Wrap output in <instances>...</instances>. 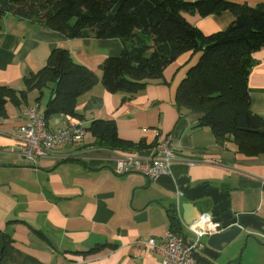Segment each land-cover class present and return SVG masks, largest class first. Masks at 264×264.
I'll return each mask as SVG.
<instances>
[{"label": "crops", "instance_id": "crops-1", "mask_svg": "<svg viewBox=\"0 0 264 264\" xmlns=\"http://www.w3.org/2000/svg\"><path fill=\"white\" fill-rule=\"evenodd\" d=\"M230 1L264 4V0ZM182 15L204 34L222 30L233 20L229 11L206 17ZM123 47L117 37L68 38L11 14L0 19V86L23 89L24 79L43 67L56 48L67 50L98 78L77 97L78 117L47 116L51 130L69 117L81 120L86 130L82 142L57 150L36 167L14 152L13 128L25 107L37 104L44 112L54 82L40 98L33 90L20 105L6 103L7 114L0 117V264H163L161 255H150L135 239L159 240L169 230L182 231L171 218L181 177H187L191 187L208 183L227 191L233 213H252L264 221V151L229 140L218 143L208 127L198 126L199 112L176 103L177 86L201 51L180 54L158 79L129 97L107 91L100 82V64L120 55ZM251 60L246 80L250 110L264 119V46L251 53ZM100 120L114 122L122 141L116 148L102 144L91 129ZM157 131L173 134L178 159L170 174L149 180L138 173H114L117 151L147 155ZM178 200L186 201L182 196ZM205 240L202 237L201 247ZM259 242L249 240L247 249L241 250L238 240L215 263L264 264V238ZM197 253L202 255L201 248Z\"/></svg>", "mask_w": 264, "mask_h": 264}, {"label": "trees", "instance_id": "trees-1", "mask_svg": "<svg viewBox=\"0 0 264 264\" xmlns=\"http://www.w3.org/2000/svg\"><path fill=\"white\" fill-rule=\"evenodd\" d=\"M229 11L233 20L224 29L204 34L182 12L201 17ZM5 14L31 20L68 38L92 35L119 38L123 50L100 64V82L111 93L134 96L177 56L201 51L177 86L179 107L201 114L198 126L208 127L218 143L235 142L253 151H264V119L250 110L246 80L251 53L264 46V4L230 0H0V19ZM98 80L96 73L76 62L61 48L51 51L46 64L24 79V88L0 86V117L6 103L20 105L28 92L38 98L54 82L44 114L74 112L77 97ZM37 100V99H36ZM102 144L122 143L114 122L91 126ZM173 224H178L176 214ZM172 231V230H171ZM174 232V231H173Z\"/></svg>", "mask_w": 264, "mask_h": 264}, {"label": "built area", "instance_id": "built-area-1", "mask_svg": "<svg viewBox=\"0 0 264 264\" xmlns=\"http://www.w3.org/2000/svg\"><path fill=\"white\" fill-rule=\"evenodd\" d=\"M71 117L63 125L51 130L47 126L44 112L40 111L37 104L25 107L13 128L16 133L14 152L36 167L41 159L53 157L57 150L78 146L86 130L81 120ZM155 138L147 155H140L135 151H117L114 173H138L149 180L170 174L171 164L178 159L173 134L157 131ZM70 157L65 155L64 158ZM262 183L264 184V180ZM175 212L183 232L169 230L159 240L149 236L138 237L135 242L145 245L150 255H161L164 258L163 264H206L198 258L197 251L201 248L202 237L219 231L218 224L212 222L207 211L188 225L183 222L178 207ZM248 231L258 238H264L257 231Z\"/></svg>", "mask_w": 264, "mask_h": 264}, {"label": "water", "instance_id": "water-1", "mask_svg": "<svg viewBox=\"0 0 264 264\" xmlns=\"http://www.w3.org/2000/svg\"><path fill=\"white\" fill-rule=\"evenodd\" d=\"M178 186V196H182L186 201L179 203L178 197L174 205L175 209L178 207L181 210V218L185 224H191L204 211L209 212L212 222L218 224L219 231L206 236L201 247L202 255L197 253L202 262L216 264L215 261L224 250L230 248L236 241L242 240L241 233H245L244 245L241 250L246 247L249 237H252L256 243H260L259 238L248 230H254L264 235V221L252 213H233L227 191H221L208 183L191 187L187 177H181L178 180ZM177 222L181 227L178 219ZM183 237L185 236L183 235ZM226 264H231V261H227Z\"/></svg>", "mask_w": 264, "mask_h": 264}, {"label": "rangeland", "instance_id": "rangeland-1", "mask_svg": "<svg viewBox=\"0 0 264 264\" xmlns=\"http://www.w3.org/2000/svg\"><path fill=\"white\" fill-rule=\"evenodd\" d=\"M240 235H241V237H242V248H243V245H244V240H243V239L245 238V237H244V236H245V233H241ZM248 240H253V241H255L252 237H249ZM247 244H248V242H247ZM247 246H248V245H246V247H245L243 250H246V249H247ZM241 253H242V252H240V256H241Z\"/></svg>", "mask_w": 264, "mask_h": 264}]
</instances>
